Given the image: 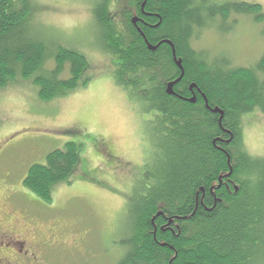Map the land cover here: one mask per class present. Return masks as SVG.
<instances>
[{"label": "trees", "instance_id": "obj_1", "mask_svg": "<svg viewBox=\"0 0 264 264\" xmlns=\"http://www.w3.org/2000/svg\"><path fill=\"white\" fill-rule=\"evenodd\" d=\"M39 11L36 0H0V88L20 77L46 101L108 69L142 111L154 113L148 122L153 161L142 166L127 196L128 234L117 264H257L264 248V157L245 150L241 129L244 115L264 114V51L248 67L210 64L205 50L191 43L232 14L264 23L262 7L231 0H97L92 20L108 59L102 69L73 48L48 47L29 25ZM167 41L183 68L174 94L166 85L180 70ZM146 42L158 45L150 50ZM49 57L54 64L45 68ZM191 84L195 102L187 101ZM82 147L67 142L48 152L44 163L30 165L23 186L49 202L51 187L70 183L78 171Z\"/></svg>", "mask_w": 264, "mask_h": 264}, {"label": "rangeland", "instance_id": "obj_2", "mask_svg": "<svg viewBox=\"0 0 264 264\" xmlns=\"http://www.w3.org/2000/svg\"><path fill=\"white\" fill-rule=\"evenodd\" d=\"M36 1L40 11L29 24L35 35L50 48L70 47L93 66H106L92 20L97 0ZM231 1L256 3L264 11V0ZM191 44L205 50L210 64L227 60L231 66H252L264 51V23L232 14L216 22L215 29H204ZM53 64L49 57L45 68ZM99 71L86 85L79 83L46 101L39 99L37 85L20 77L0 88V203L7 197L33 218V227L56 225L57 237L71 241L61 252L44 253L39 264H117L124 251L120 241L128 234L127 196L142 166L153 161L148 122L154 113L142 111L108 69ZM242 120L245 150L264 157V114L255 109ZM67 142L83 145L78 171L70 183L53 185L46 202L22 181L30 165L44 163L48 152ZM255 259L264 264V248Z\"/></svg>", "mask_w": 264, "mask_h": 264}, {"label": "flooded vegetation", "instance_id": "obj_3", "mask_svg": "<svg viewBox=\"0 0 264 264\" xmlns=\"http://www.w3.org/2000/svg\"><path fill=\"white\" fill-rule=\"evenodd\" d=\"M14 206L7 197L0 203V264H39L44 253L61 252L70 246L71 241L57 237L56 225L33 227V218Z\"/></svg>", "mask_w": 264, "mask_h": 264}, {"label": "water", "instance_id": "obj_4", "mask_svg": "<svg viewBox=\"0 0 264 264\" xmlns=\"http://www.w3.org/2000/svg\"><path fill=\"white\" fill-rule=\"evenodd\" d=\"M143 6H144V4H141V9H143ZM139 21V19L137 18V17H132L131 18V23L136 27V29L140 32V29L136 26V24H137V22ZM147 43V47L150 49V50H154L155 48H156V46L158 45H155V46H152L151 44H149L148 42H146ZM167 43H169L170 44V47H171V52H172V58H173V60H174V62H175V64L177 65V67L179 68V70H180V75L175 79V80H173V81H169L168 83H167V85H166V92L167 93H169V94H174V92H173V86H174V84H176L180 79H181V77H182V75H183V68H182V66H181V60L180 59H178V58H176V53H175V48H174V46L169 42V41H167ZM193 87H196L194 84H191L190 85V87H189V89H190V91H191V93H192V97L191 98H189V99H187V101H189V102H195V94H194V92H193V90H192V88ZM197 90L200 92V90L197 88ZM202 95V97H203V99H204V102H205V105L207 106V100H206V97L203 95V94H201ZM213 111H216V112H219V114H220V118H221V116L223 115V112L221 111V110H219V109H217V108H214L213 109ZM219 122H220V119H219ZM229 156L227 155V163H228V165H229V171H228V173H226V175L225 176H229L230 174H231V172H232V168H231V166H230V164H229ZM219 180H221V177H219ZM237 187L235 186V189H236ZM161 213L159 212V213H157V215L156 216H158V215H160Z\"/></svg>", "mask_w": 264, "mask_h": 264}, {"label": "bare ground", "instance_id": "obj_5", "mask_svg": "<svg viewBox=\"0 0 264 264\" xmlns=\"http://www.w3.org/2000/svg\"><path fill=\"white\" fill-rule=\"evenodd\" d=\"M178 58V57H177Z\"/></svg>", "mask_w": 264, "mask_h": 264}]
</instances>
